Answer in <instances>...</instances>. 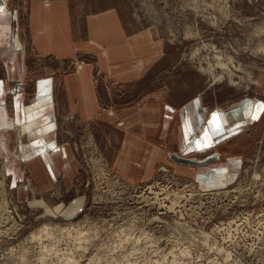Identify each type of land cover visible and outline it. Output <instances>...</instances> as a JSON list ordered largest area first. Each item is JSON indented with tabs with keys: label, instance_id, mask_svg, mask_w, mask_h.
<instances>
[{
	"label": "rangeland",
	"instance_id": "rangeland-1",
	"mask_svg": "<svg viewBox=\"0 0 264 264\" xmlns=\"http://www.w3.org/2000/svg\"><path fill=\"white\" fill-rule=\"evenodd\" d=\"M112 1L127 28L163 42L168 67L160 78H179L180 101L202 96L225 109L251 97L262 113L232 149L233 179L215 188L172 169L131 184L92 127L76 130L75 117L61 112L57 144L72 146L79 171L70 188L62 173L39 190L18 125L19 160L0 144V264H264V0ZM33 87L25 86L28 95Z\"/></svg>",
	"mask_w": 264,
	"mask_h": 264
},
{
	"label": "crops",
	"instance_id": "crops-1",
	"mask_svg": "<svg viewBox=\"0 0 264 264\" xmlns=\"http://www.w3.org/2000/svg\"><path fill=\"white\" fill-rule=\"evenodd\" d=\"M165 53L153 31L127 28L112 0H0V144L17 160L22 125L38 189L53 188L62 173L70 188L80 161L72 146L57 144L65 112L76 130L92 127L131 184L172 169L204 188L221 187L235 175L232 149L259 118L260 103L249 97L222 109L202 96L180 101L179 78H160ZM33 62L38 71L27 68Z\"/></svg>",
	"mask_w": 264,
	"mask_h": 264
},
{
	"label": "bare ground",
	"instance_id": "bare-ground-1",
	"mask_svg": "<svg viewBox=\"0 0 264 264\" xmlns=\"http://www.w3.org/2000/svg\"><path fill=\"white\" fill-rule=\"evenodd\" d=\"M225 1H226V0H225ZM226 3H227V2H226ZM221 6H222V5H221ZM211 19H213V18H211ZM241 41H242V40H241ZM258 45H259V44H258ZM240 46H241V45H240ZM259 46H260V45H259ZM260 50H262V49L260 48ZM258 51H259V50H258ZM218 57H219V56H218ZM218 61H219V60H218ZM232 63H233V62H232ZM221 65H223V64H222V63H219V66H221ZM225 65H227V64H225ZM224 67H225V66H224ZM207 69H208V68H207ZM207 71H208V70H207ZM230 71H231V70H230ZM232 72H233V71H232ZM230 73H231V72H230ZM233 74H234V73H233ZM229 75H230V74H229ZM222 80H223V79H222ZM229 81H230L231 83H234V82H233V78L231 77V75H230V77H229ZM254 82H256V81H254ZM201 128H202V129H200V131H199L200 134H202V132L205 131V129H206L204 126L201 127ZM195 137H197V136H195ZM195 137L193 138V142H194V143H196V142H195ZM170 194H171V193H170ZM159 195H160V194H159ZM159 195H158V196H159ZM163 195H164V194H163ZM160 196H161V195H160ZM170 197H171V196H170ZM172 197H173V196H172ZM189 198H190V197H189ZM159 199H160V198H159ZM164 199H165V198H164ZM169 199H170V198H169ZM171 199H172V198H171ZM166 201H167V200H166ZM166 201H165V202H166ZM159 203H160V202H159ZM171 203H172V202H171ZM179 203H180V201H179ZM166 206H168V205H166ZM175 206H176V205H175ZM175 206H174V207H175ZM179 206H180V205H179ZM176 208H177V207H176ZM178 211H179V210H178ZM166 212H167V211H166ZM185 212H186V211H185ZM172 213H173V212H172ZM177 214H178V213H177ZM160 217H161V216H160ZM160 217H159V218H160ZM162 219H163V218H162ZM160 220H161V219H160ZM160 222H161V221H160ZM46 227H47V226H46ZM47 228H48V227H47ZM46 231H48V229L45 230V231H43V232H46ZM41 233H42V232H41ZM46 233H47V232H46ZM48 233H49V232H48ZM38 237H39V236H38ZM36 238H37V237H36ZM211 243H212V242H211ZM208 245H209V244H208ZM211 246H212V245H211ZM214 246H215V245H214ZM203 247H204V246H203ZM203 247H202V248H203ZM209 247H210V246H209ZM212 247H213V246H212ZM216 247H217V246H216ZM216 247H215V249H217ZM200 248H201V247H200ZM206 249H207V248H206ZM218 249H219V247H218ZM201 250H202V249H201ZM210 250H212V248H210ZM221 250H224V249H221ZM221 250H219V252H220ZM199 251H200V250H199ZM214 251H216V250H214ZM225 251H227V250H225ZM172 252H173V250H172ZM182 252H183V251H182ZM201 252H202V251H201ZM201 252H200V254H201ZM222 252H224V251H222ZM227 252H228V251H227ZM184 253H185V252H184ZM186 253L188 254V252H186ZM205 253H206V252H205ZM212 253H214V252H212ZM217 253H218V252H217ZM217 253H216V254H217ZM220 253H221V252H220ZM169 254H170V253H169ZM173 254H174V252H173ZM173 254L171 253V255H173ZM210 254H211V253H210ZM216 254H214V256H216ZM223 254H224V253H223ZM229 254H230V253H229ZM183 255H184V254H182V256H183ZM196 255H197V254H196ZM202 255H203V254H202ZM204 255H205V254H204ZM207 255H208V254H207ZM207 255H206V258L208 257ZM226 255H228V254H226ZM178 256H179V255H178ZM189 256H190V255H189ZM194 256H195V255H194ZM199 256H200V255H199ZM228 257H229V255H228ZM182 258H183V257H182ZM190 258H191V257H190ZM192 258H193V257H192ZM192 258H191V259H192ZM197 258H198V259H201L202 257H201V258L197 257ZM203 258L205 259V257H203ZM203 258H202V259H203ZM210 258H211V257H210ZM174 259H175V258H174ZM178 259H179V258H178ZM185 259H188V258H185ZM194 259H195V258H194ZM172 260H173V259H172ZM175 260H176V259H175ZM215 260H216V259H215ZM185 261H186V260H185ZM187 261H189V260H187ZM197 261H200V262H201V260H197ZM172 262H174V261H172ZM176 262H177V261H175V263H176ZM200 262H199V264H200ZM210 262H212V261L210 260ZM213 262H214V261H213ZM213 262H212V263H213ZM169 263H170V262H169ZM180 263H182V262H180ZM184 263H185V262H184ZM188 263H190V262H188ZM192 263H193V261H192ZM196 263H197V262H196ZM212 263H211V264H212ZM157 264H158V262H157ZM166 264H168V263H166ZM185 264H187V263H185ZM193 264H195V262H194ZM201 264H202V263H201ZM208 264H209V263H208ZM214 264H215V263H214Z\"/></svg>",
	"mask_w": 264,
	"mask_h": 264
},
{
	"label": "water",
	"instance_id": "water-1",
	"mask_svg": "<svg viewBox=\"0 0 264 264\" xmlns=\"http://www.w3.org/2000/svg\"><path fill=\"white\" fill-rule=\"evenodd\" d=\"M186 162V160H184ZM189 163H191V161H188Z\"/></svg>",
	"mask_w": 264,
	"mask_h": 264
},
{
	"label": "snow or ice",
	"instance_id": "snow-or-ice-1",
	"mask_svg": "<svg viewBox=\"0 0 264 264\" xmlns=\"http://www.w3.org/2000/svg\"><path fill=\"white\" fill-rule=\"evenodd\" d=\"M216 118L214 117V120H215Z\"/></svg>",
	"mask_w": 264,
	"mask_h": 264
}]
</instances>
